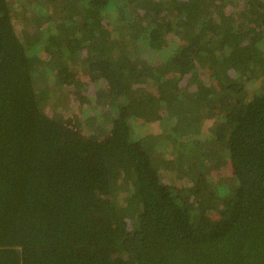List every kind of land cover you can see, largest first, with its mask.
<instances>
[{
	"label": "trees",
	"instance_id": "trees-1",
	"mask_svg": "<svg viewBox=\"0 0 264 264\" xmlns=\"http://www.w3.org/2000/svg\"><path fill=\"white\" fill-rule=\"evenodd\" d=\"M0 264H264V0H0Z\"/></svg>",
	"mask_w": 264,
	"mask_h": 264
},
{
	"label": "rangeland",
	"instance_id": "rangeland-1",
	"mask_svg": "<svg viewBox=\"0 0 264 264\" xmlns=\"http://www.w3.org/2000/svg\"><path fill=\"white\" fill-rule=\"evenodd\" d=\"M21 5L22 4L20 2H17V3H15V8L17 7V9H19V8L21 9V7H22ZM24 5H25V3H24ZM19 6H21V7H19ZM28 11H30V10H28ZM249 89L252 92L251 86H249ZM56 98L58 100V97L57 96H56ZM56 98H54L53 100H56ZM59 100H60L59 102H61L60 107L62 106L61 107L62 109H65L66 108L67 111L70 112V115L74 114L75 112L79 114V110H83V111L85 110V111H87L86 105H84V104H81V105L80 104H76L77 102L75 103V100H68V101H66V100H62L60 98H59ZM142 123H144L143 119H139L138 124L141 125ZM164 125H165V123H164ZM162 126H163V123L160 122L159 120L152 121V122H150L148 124V126H147V129L148 130L145 131V132L146 133L156 134V133H158V132H160V131H162L164 129V127H162ZM168 144H170V143H167V145H163L165 148L161 147L159 150H157V153L161 157H163L164 159H170L171 158L170 151L173 149V147L171 145H168ZM167 164H169V163H167ZM165 176H166L167 179H170V180L172 179L173 181H179L180 180V178L178 180L175 179L176 176L173 175L172 172L166 173Z\"/></svg>",
	"mask_w": 264,
	"mask_h": 264
}]
</instances>
